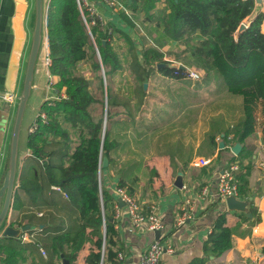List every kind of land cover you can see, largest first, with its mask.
<instances>
[{
	"label": "crops",
	"instance_id": "1",
	"mask_svg": "<svg viewBox=\"0 0 264 264\" xmlns=\"http://www.w3.org/2000/svg\"><path fill=\"white\" fill-rule=\"evenodd\" d=\"M256 2L264 15V0ZM48 3L49 0L45 3L42 0L43 8ZM34 20L35 0H0V187L7 169ZM121 23V19L116 18L115 29L126 30ZM260 28L264 33V16ZM46 48L49 50L48 39ZM185 51V48L177 53L171 51L170 66L193 68L199 78L166 76L157 70L162 67L158 64L156 71L153 69L146 80V87L143 83L141 101L137 86L134 87L135 103H132V97L129 98L131 115H116V146L112 150L116 149V167L119 169L114 172L109 165L98 172L99 185L108 194V210L113 214L117 201L115 187L123 180L125 188L144 210L150 205L156 206L163 226L158 232L134 227L121 209L116 219L112 218L116 232L113 236L116 246L113 248L123 256V259L116 258L115 262L138 264L148 244L158 239L172 250L162 255L160 264H188L196 257L205 259L204 264H261L264 261V139L261 133L264 104L258 107L254 131L242 142L234 140L233 128L244 119L243 97L227 91L224 82L201 66L189 64V60L183 57ZM179 57H183L184 62H176ZM48 72V67L43 66L37 74L47 76ZM38 81L33 77L31 91ZM52 81L55 85L58 77L52 75ZM207 82L213 84V89H207ZM60 90L65 93L64 88ZM8 92L13 94L12 100L5 98ZM50 93L52 91L48 89L45 100ZM117 123L124 129L118 128ZM26 134L22 150L19 149L20 138L18 140L14 189L2 227L29 225L25 231L32 236L20 241L19 236H2L1 230L0 264H62L63 254L54 251L56 236L75 230L81 220V211L84 214L97 211L96 201L92 191H87L74 205L61 187L57 191L52 189L54 185L48 186L41 173L42 160H36L31 154L27 146L28 131ZM142 136L145 137L146 150L151 154V166L166 170L146 184H140L138 189L139 180L135 186L129 183L137 178L130 170L136 166L130 154L141 150ZM158 136H162L159 142L155 139ZM235 148L237 152L233 151ZM158 150L161 157L157 159ZM200 157L210 162L196 165L195 161ZM230 161H237L242 170L239 194L234 198L236 203L229 205L227 199L217 197V182L219 173ZM179 173L181 188L174 185ZM242 176L246 180L243 185ZM86 196L91 198L90 204L86 202ZM186 198L191 202L185 204ZM3 201L4 197L0 199V209ZM221 213L225 219L224 229L206 249L209 235ZM92 246L91 240L83 241L70 263L88 264L86 257ZM39 247L43 248L44 254ZM63 248L67 252L72 249L66 243ZM103 262L110 264L106 260Z\"/></svg>",
	"mask_w": 264,
	"mask_h": 264
},
{
	"label": "trees",
	"instance_id": "2",
	"mask_svg": "<svg viewBox=\"0 0 264 264\" xmlns=\"http://www.w3.org/2000/svg\"><path fill=\"white\" fill-rule=\"evenodd\" d=\"M166 1L170 11L162 16L164 30L167 36L174 40L192 42L190 55L193 61H189V64L201 66L206 72L210 68L214 69L222 77L227 91L243 97L244 119L233 128V139L242 142L254 131L258 107L264 104V33L260 28L264 15L259 10L256 0ZM155 2L156 0H145L146 11H149ZM243 21L246 28L237 33ZM90 31L99 50L100 61L94 57L96 55L94 46L76 0H49L46 13L50 59L48 70L51 75L58 77L55 88L58 91L65 88V97L58 94L59 97L51 100V103L48 101L43 103L41 111L47 114L48 121L42 123L36 119L37 127L34 132L28 134L27 146L36 160H42L41 173L46 177L48 186H60L67 192L70 203L74 205L79 203L82 194L87 191L99 192L102 211L87 214L81 211V220L76 229L56 236L55 253H62L66 259L73 261L83 241L89 239L93 246L86 257L88 264H101L105 260L110 264H116L117 252L113 248L116 246L113 239L116 234L114 219L111 220L113 214L107 207L108 194L99 185L97 169L89 168L88 158H73L70 153L66 155L65 149L61 147L50 152L45 149V137L48 134L61 138L68 137L65 127H62L66 122L76 132L83 131L84 138L93 140V149L95 154H98L104 118L97 115V110L104 102L91 92L88 80L77 70L76 64L89 56L92 58L94 69L99 70L102 65L106 76L109 77L121 68V62L110 47V40L99 32L98 27H90ZM114 32L117 36L127 39L131 48L128 69L138 85L140 101L144 95L143 83L158 64H165L157 70L166 76L172 78L186 76L183 70L170 66L169 61L153 64L146 56H143L142 60L139 59L133 36L127 30L114 28ZM103 40H106L105 44ZM107 90L106 121L100 153L101 157L108 158L110 164L112 158L109 153L116 146V141L111 143V132L108 127L113 117L112 109L119 104L117 108L120 109L116 114L131 115V107L128 97L119 101L118 94L112 92L109 82ZM137 106L139 109L138 103ZM261 133L264 139V122L261 125ZM105 168L100 167V170ZM35 175H38L37 170ZM241 179L243 185L245 177L242 176ZM123 183V180H120L119 186L123 187ZM240 190L243 192L242 188ZM224 221V215L221 213L209 235L206 249L208 243L216 239L224 229ZM64 243L71 245V252L63 248ZM204 262L205 259L196 257L188 264Z\"/></svg>",
	"mask_w": 264,
	"mask_h": 264
},
{
	"label": "rangeland",
	"instance_id": "3",
	"mask_svg": "<svg viewBox=\"0 0 264 264\" xmlns=\"http://www.w3.org/2000/svg\"><path fill=\"white\" fill-rule=\"evenodd\" d=\"M162 1V2H161ZM46 0H44V3ZM47 7L43 8V23H42V44H41V50L38 54L37 58V72H40L42 67H48L49 64H47L46 58L47 53L49 54V50L45 49V43L47 40L46 35V13H47ZM170 11L167 1L166 0H156L154 3V6L149 10L146 11L145 9V0H137L134 1L131 4H126L124 6V9H119L117 14H119L120 19L122 23L125 25L124 29L128 31L129 34L133 36L135 39V47L136 52L138 55V58L142 60L143 56H146L149 61L153 64L161 63L162 61H169L171 63L170 57L173 59V55L170 54V52L181 51L182 49H187L186 54H183V57L185 60L191 61V43H185L178 40H174L167 36L165 30H164V23L162 22V16L168 14ZM244 23V21H243ZM110 47L112 51L118 56L120 62H121V68L112 73L109 77L106 76L105 70L101 65V69L96 70L93 67L92 58L89 56L80 60L76 65L77 70L84 75V77L88 80L89 83V89L91 92L96 95L98 98L102 99L104 104L100 106V108L97 110V115L102 116L103 118L106 117V111H107V105L105 107V100H108V90H107V84L109 82L112 92L118 94L119 101L123 100L125 97H132V103L134 104L136 99L134 94V87L137 85L136 81L134 80L133 75L130 73L128 66H130L131 62V48L129 47L127 39H124L122 36H117L115 32H113V35L110 36ZM90 41L93 43V49L95 52V40L94 38L90 39ZM196 40L194 39L193 42ZM189 48V49H188ZM46 50V51H45ZM90 53V52H89ZM96 54V52H95ZM169 56H168V55ZM181 56V54H180ZM98 61L100 59L98 58L97 54L94 56ZM183 57H179L176 62H184ZM93 58V59H95ZM180 67V65H176V67ZM191 69L190 67H187ZM102 69L104 70V73H102ZM183 69V68H181ZM193 69V68H192ZM210 70V71H209ZM208 70V73L215 75L219 78L220 82H223L222 77L220 74L215 71L214 69L210 68ZM156 71V69H155ZM35 73L34 70V76L35 80H39L37 84L34 85L32 88V91L30 92V95L27 99L26 106L23 112V117L21 121V128H20V142H19V149H23L24 139L27 135V131L29 127H32L34 122L36 121L38 117V113L41 112V107L43 103H45V97L47 96L48 89L52 91L55 94V97L59 94H63V91L57 90L54 87V84L48 85L49 80V72L46 73L47 76H44L43 74L39 76V74ZM145 83V82H144ZM138 87V85H137ZM146 87V83H145ZM207 89H213V84L210 82H207L206 84ZM48 88V89H47ZM65 89V88H64ZM65 94V93H64ZM50 96V95H49ZM52 97H54L52 95ZM50 99L49 101H51ZM178 104H175L174 106H177ZM119 104L117 105V107ZM116 106L112 109L113 111V117L111 123H108V127L111 132V143L116 141V115H123V114H116V111L119 112ZM48 121V116H47ZM106 121V120H105ZM117 127L121 128L122 130L124 127L120 123H117ZM62 127H65L68 137L67 138H61L60 136H53L48 134L45 137V149L47 152L52 151L55 148L61 147L62 149H65L66 155L70 153L73 158H88L89 160V168L90 169H97V172H99L100 164H101V153L102 150V144L101 142L98 143L99 145V151L98 154H95V150L93 149L94 141L90 139L84 138L83 131L82 132H76L74 128H72L69 124L64 122L62 124ZM29 134V132H28ZM126 135H128L126 131ZM158 142L162 139V136H158V138H155ZM145 137L142 136L140 140V147L141 150L138 153L130 154V157L135 159L136 166H133L134 168L130 169L132 175H135L137 178L134 179L132 182L130 181V185L132 186L136 185V181L139 180V184H137L138 189L140 188V184L144 185L149 179H152L156 175H160L164 170V168H159L156 165H152V158L150 157L151 154L146 150L145 146ZM97 143V142H96ZM138 146V147H139ZM93 149V150H92ZM92 151V154H91ZM135 154V155H134ZM110 157L112 158L111 163L107 165V167L110 165L111 168L116 172L119 168L116 167V149L110 151L109 153ZM121 156H124L121 155ZM160 151H157V159L160 158ZM54 158V155H53ZM67 158V157H64ZM150 158V161L149 159ZM121 160V159H120ZM118 162V159H117ZM125 187V184H123ZM127 188V187H126ZM128 189V188H127ZM93 197L95 198L96 204L95 208L96 210L102 211V205L100 201V197H98L99 192H92ZM86 202L91 200L89 196L85 197ZM90 204V203H89Z\"/></svg>",
	"mask_w": 264,
	"mask_h": 264
},
{
	"label": "built area",
	"instance_id": "4",
	"mask_svg": "<svg viewBox=\"0 0 264 264\" xmlns=\"http://www.w3.org/2000/svg\"><path fill=\"white\" fill-rule=\"evenodd\" d=\"M137 0H76V4L79 8L83 22L85 23L90 38H94L93 34L90 31V27L97 26L99 32L105 35L106 39H109L113 35L114 28L116 27V18L119 19L120 16L117 14L119 9H124L126 4L133 3ZM162 2V1H161ZM102 8V9H100ZM119 17V18H118ZM122 24V23H121ZM97 35V34H96ZM110 40V39H109ZM106 41V40H105ZM99 50L95 43V52ZM47 64L50 63V59L47 56ZM178 69H181L177 66ZM185 72V75L197 79L199 78V73L194 69L184 68L181 69ZM49 74L48 85H53L52 75ZM51 95L46 98L45 101L50 99L58 98L55 97V94L52 92ZM52 95L54 97H52ZM61 97H65V94H61ZM7 100H12L14 98L13 94L8 92L5 96ZM42 123L47 122V114L44 111L38 113L37 117ZM37 127V121L34 122L32 127H29L28 132L32 133ZM210 162L209 159L198 158L195 161L196 165H207ZM241 167L237 161H230L219 173L218 182H217V197L221 200H226L230 197L236 198L239 194V184H240V174ZM52 189L60 191V186L54 185ZM205 192V191H203ZM114 194L117 198V201L114 205L113 219L120 214V210L126 213L129 223L137 228H143L150 231H158L162 228L163 223L161 217L156 211V206L150 205L147 210H144L143 206L138 202V200L129 193V191L122 186H116ZM65 196H67L65 194ZM191 202L190 198L185 199V204ZM119 203V204H118ZM120 203H122L120 205ZM122 207V208H121ZM186 215V214H184ZM179 222H183V217L179 219ZM32 234L23 231L20 235V241L29 239ZM39 250L42 254L45 253L42 247H39ZM166 251H172L169 248H166L158 239L153 240L148 244V246L143 251L138 264H160L162 255ZM117 259H123L121 253H117ZM264 264V261L261 263Z\"/></svg>",
	"mask_w": 264,
	"mask_h": 264
},
{
	"label": "water",
	"instance_id": "5",
	"mask_svg": "<svg viewBox=\"0 0 264 264\" xmlns=\"http://www.w3.org/2000/svg\"><path fill=\"white\" fill-rule=\"evenodd\" d=\"M42 23H43V5H42V0H35V20H34V28H33V34H32V41H31V46H30V51L28 54L27 62H26V67H25V72H24V78H23V85H22V90L20 93V96L18 98V104H17V109L15 113V118H14V123H13V128H12V136H11V142H10V153L8 157V164H7V169L4 174V179L3 183L0 187V199L4 197L3 205L0 209V231L2 232V236H8V237H18L22 231H25L29 229V225L20 227V228H15L13 226H6L2 227V223L4 218L6 217L9 205H10V200L12 197V192L14 189V179H15V173H16V161H17V154H18V140H19V134H20V127H21V121L23 117V112L26 106L27 99L30 95L31 91V85L33 81V74H34V69L36 65V60L38 56V52L40 49V43L42 39ZM244 28H246L245 23H240L237 33H240ZM95 44V42H94ZM103 44H105V40H103ZM98 58L100 59V53L99 51L96 53ZM165 64H159V66H164ZM181 68H184L181 65ZM102 73H104V70L102 69ZM106 102L105 100V107H106ZM0 109H2L1 104H0ZM105 118L104 117V122H103V131H102V138H101V144L103 142L104 138V123H105ZM222 146V145H220ZM234 152H237V148L233 149ZM108 165V158L104 156L101 159V164L100 167H106ZM174 185L177 186L178 188L182 187V178L181 174L179 173L174 181ZM227 202L230 204L236 203L233 197H230L227 199ZM122 203H120L121 205ZM112 220V219H111ZM158 232V231H156ZM62 257V264H72L68 259Z\"/></svg>",
	"mask_w": 264,
	"mask_h": 264
}]
</instances>
